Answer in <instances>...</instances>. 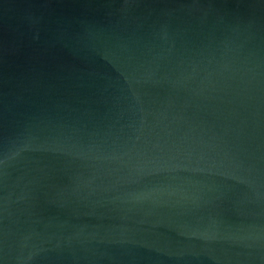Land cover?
<instances>
[{"label": "water", "instance_id": "obj_1", "mask_svg": "<svg viewBox=\"0 0 264 264\" xmlns=\"http://www.w3.org/2000/svg\"><path fill=\"white\" fill-rule=\"evenodd\" d=\"M0 264H264V0H0Z\"/></svg>", "mask_w": 264, "mask_h": 264}]
</instances>
